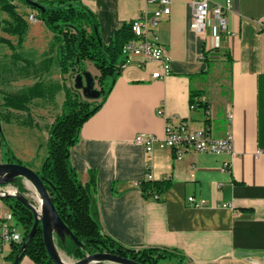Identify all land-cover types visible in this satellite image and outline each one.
Masks as SVG:
<instances>
[{
  "label": "crops",
  "instance_id": "1",
  "mask_svg": "<svg viewBox=\"0 0 264 264\" xmlns=\"http://www.w3.org/2000/svg\"><path fill=\"white\" fill-rule=\"evenodd\" d=\"M210 1H231L232 35L219 34L212 19L204 36L195 34L189 4L171 0V14L157 27L171 74L154 80L158 64L131 58L82 127L71 163L92 193L103 232L124 246L177 252L186 264H264V0ZM81 3L95 14L106 45L123 25L157 9L148 0ZM193 92L208 110H191ZM167 120L207 129L215 138L230 132L233 153L188 150L178 158L163 143ZM139 134L157 138L152 152L134 142ZM39 152L29 155L32 168L41 165L33 162ZM149 178L171 180L161 201L143 197L139 184ZM21 184L34 195L25 180ZM191 197L203 205H190ZM0 213L11 215L5 201ZM11 252L6 248L0 264ZM21 264L34 263L25 257Z\"/></svg>",
  "mask_w": 264,
  "mask_h": 264
},
{
  "label": "trees",
  "instance_id": "2",
  "mask_svg": "<svg viewBox=\"0 0 264 264\" xmlns=\"http://www.w3.org/2000/svg\"><path fill=\"white\" fill-rule=\"evenodd\" d=\"M19 3L37 12L38 20L53 34L52 47L49 52L43 54L40 63L32 54L23 50L28 23L18 13ZM37 3L44 9L29 6L25 0H0V34L16 36L18 39L17 45H13L9 40L0 37V44L8 46L12 51L11 68L1 67L0 81L2 77L10 76L14 71L22 78L32 76L38 79L35 85L22 93L1 96L0 90V127L4 120L10 123L13 117L18 116L11 110L29 114V106L34 99L54 98L63 87L65 93L63 110L49 128L45 146L46 156L35 171L45 183L58 215L81 243V247H78L67 237L64 243L56 241L58 248L74 260H82L86 256L98 253H110L129 258L139 264L167 262L186 264L177 252L159 248L127 247L106 235L98 221L92 193L81 183L71 163V150L79 142L82 127L101 109L126 63L122 47L133 38L131 23L117 30L111 42L106 45L101 39L95 14L85 7L81 0H38ZM1 14H6L9 20L2 19ZM86 62L93 64L99 72L97 78L101 92L99 100H84L75 88H66L55 82L48 87L44 85L43 77L49 75L53 68L59 69L63 75L69 72L81 73L86 69ZM109 78L111 84L107 86L106 81ZM199 97L200 93L193 92L190 104H197L208 110L205 104L199 102ZM206 123H209L208 120ZM0 163L23 165L7 143L2 128ZM171 185L170 179L162 181L147 179L141 182L139 187L145 199L157 196V200L161 201ZM17 188L21 194H26L21 179L17 182ZM4 201L11 209L15 225L23 229L24 238L22 244L12 246V252L7 260L13 262L20 256L22 260L25 257L29 258L34 264H54L47 254L41 227L26 249H22L33 228L34 216L19 201L13 198H4Z\"/></svg>",
  "mask_w": 264,
  "mask_h": 264
},
{
  "label": "built area",
  "instance_id": "3",
  "mask_svg": "<svg viewBox=\"0 0 264 264\" xmlns=\"http://www.w3.org/2000/svg\"><path fill=\"white\" fill-rule=\"evenodd\" d=\"M187 2L191 9L190 29L199 36H204L210 19L215 21L219 34L232 35L227 23V14L233 10L231 1L224 5L215 4L210 0H183ZM149 4L157 6L152 13L143 11L137 18L131 21L133 38L126 42L122 47V53L126 58V63L133 57H143V65L156 63L160 70L152 74V79L159 80L171 74L170 59L165 49L161 46L157 37V27L162 18L171 14V0H148ZM264 28V19L261 21ZM125 63V64H126ZM124 66V65H123ZM203 104L204 99H198ZM199 105L191 104V110L198 108ZM162 114V113H160ZM232 119V116H229ZM157 138L151 134H139L134 142L146 148L150 153ZM164 145L173 150L175 155L180 158L188 150L198 153L225 154L233 153L234 139L229 132L221 138L213 137L207 129L193 131L186 123L177 126L172 125L168 120L164 128ZM150 179V178H149ZM11 185L0 187V210L7 195H15L16 188ZM158 197L156 196L155 199ZM190 205L199 208L202 202L189 198ZM23 233L15 225L12 215H2L0 213V256L5 258L6 248L23 243Z\"/></svg>",
  "mask_w": 264,
  "mask_h": 264
},
{
  "label": "rangeland",
  "instance_id": "4",
  "mask_svg": "<svg viewBox=\"0 0 264 264\" xmlns=\"http://www.w3.org/2000/svg\"><path fill=\"white\" fill-rule=\"evenodd\" d=\"M38 2V0H34ZM18 13L24 17L28 23V32L23 43V50L27 53H30L34 56L36 61L42 60L43 54H46L50 51L53 39L52 33L46 28L43 23H36V20L39 19L38 13L33 11L28 6H25L21 3L18 4ZM1 18L4 20H9V17L6 14H1ZM1 38L9 40L13 45H17L18 39L16 36H10L5 33L0 34ZM11 56L12 51L6 45L0 44V73L1 67L8 66L11 68ZM124 56V55H123ZM125 57V56H124ZM123 57V58H124ZM90 71L96 80V89L100 90L97 82L99 73L96 71L93 64L86 62V69ZM14 71V70H13ZM16 71L12 72L10 76L2 77L0 81V90L2 92L1 96L5 94H18L26 91L33 85L38 82V79L35 77L22 78ZM77 72L68 74H62L61 71L57 68H53L49 75L43 77L44 85L49 86L52 82L63 85L66 88H74V80ZM111 84L110 78L107 79L106 85ZM82 99L85 98L82 95V92L79 91ZM65 99V93L62 90L57 93L54 98L46 99H34L29 106L28 113H17L11 119L10 123H7L4 120L1 128L6 138L7 143L12 148L13 153L23 159L22 163L24 166L31 168V163L29 160V155L36 153V149H39V154L36 159L33 161L34 165H40L42 159L46 156V143L48 140V131L51 124L54 122L55 118L62 113L63 102ZM4 112V111H3ZM11 112L16 114L13 110ZM24 124H29L30 126H24ZM33 151V152H32ZM23 153V154H22ZM34 171L37 170L33 166ZM36 169V170H35ZM19 231L23 233V229L18 227ZM57 241V239H56ZM61 251V250H60ZM66 259V257H65ZM6 264H12L11 260L6 259ZM103 264H113V263H103ZM165 264H177L174 262H167Z\"/></svg>",
  "mask_w": 264,
  "mask_h": 264
},
{
  "label": "water",
  "instance_id": "5",
  "mask_svg": "<svg viewBox=\"0 0 264 264\" xmlns=\"http://www.w3.org/2000/svg\"><path fill=\"white\" fill-rule=\"evenodd\" d=\"M25 2L32 7L38 9H44L36 1L25 0ZM95 77L90 71L85 70L76 75L74 80V88L77 91H81L85 100L97 101L101 98L100 90L96 89ZM1 130V127H0ZM19 179L26 181L29 190L34 194L28 196L27 194H21L18 190L15 195H7L6 198H13L23 204L29 209L34 216V225L28 235V241L24 244L23 250L32 241L39 227H41L43 234V242L50 260L54 264H139L129 258L121 257L110 253H98L90 256H86L82 260L67 261L65 257L67 255L60 251L57 246L56 239L65 242L69 237L78 247H81V243L67 228L62 219L57 213L54 203L51 199L49 192L45 186L43 180L37 175V173L30 167L13 164V163H0V187L15 186ZM22 258L18 256L12 264H21Z\"/></svg>",
  "mask_w": 264,
  "mask_h": 264
}]
</instances>
